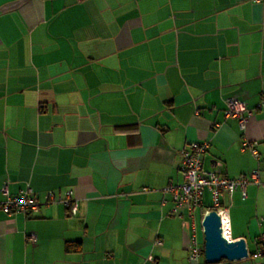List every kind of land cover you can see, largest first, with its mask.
<instances>
[{
	"label": "crops",
	"instance_id": "0c3cea01",
	"mask_svg": "<svg viewBox=\"0 0 264 264\" xmlns=\"http://www.w3.org/2000/svg\"><path fill=\"white\" fill-rule=\"evenodd\" d=\"M262 97L264 0H0V204L5 184L42 201L0 206V264H208L189 258L200 214L175 213L164 188L192 141L209 142L205 169L264 182ZM232 98L255 110L244 133ZM245 192L221 201L250 255L216 264H264V184Z\"/></svg>",
	"mask_w": 264,
	"mask_h": 264
},
{
	"label": "built area",
	"instance_id": "2783aa9c",
	"mask_svg": "<svg viewBox=\"0 0 264 264\" xmlns=\"http://www.w3.org/2000/svg\"><path fill=\"white\" fill-rule=\"evenodd\" d=\"M257 107L264 110V97L260 100ZM254 109L248 108L247 105L237 98L228 99L224 110L227 118H235L238 121L240 130L244 133L249 119L254 115ZM259 141L245 139L242 148L248 150L255 158H259L261 152L259 150ZM209 148L208 141H192L189 142L182 151L180 172L182 181L179 183H169L164 188V193L170 194L174 203L173 211L175 213H185L190 218L200 214L199 224L193 225V235L191 237V245L189 247V258L192 261L198 260L204 256V233L202 220L210 209H216L221 216V226L223 235L228 232L231 239V220L229 208L221 201V196L232 194L237 188L243 190V197H246L245 189L249 183L264 184L260 181L259 171L255 170L250 174H241L236 177L228 176L221 162H216L211 170L204 168V155ZM6 199L1 202L0 206L5 213L13 214L24 212L33 214L40 210L42 201L40 197L30 187L23 189L18 195H11L7 184L1 189ZM209 191L212 197L210 207H203L204 195ZM46 201L56 200L53 191H49ZM60 202L67 208L70 215H77L80 211L79 203L73 196L72 191H67L64 197L59 198ZM200 233V234H199ZM202 234V236H201ZM32 239L35 236L31 237ZM232 240V239H231ZM257 255H264V234L258 238ZM151 260L152 256L149 257Z\"/></svg>",
	"mask_w": 264,
	"mask_h": 264
},
{
	"label": "water",
	"instance_id": "95a60500",
	"mask_svg": "<svg viewBox=\"0 0 264 264\" xmlns=\"http://www.w3.org/2000/svg\"><path fill=\"white\" fill-rule=\"evenodd\" d=\"M221 223V216L216 209H210L203 217L205 262L216 264L223 259L236 261L248 257L250 253L246 240H231L225 237Z\"/></svg>",
	"mask_w": 264,
	"mask_h": 264
},
{
	"label": "trees",
	"instance_id": "16d2710c",
	"mask_svg": "<svg viewBox=\"0 0 264 264\" xmlns=\"http://www.w3.org/2000/svg\"><path fill=\"white\" fill-rule=\"evenodd\" d=\"M81 248H80V244H77V245H74L70 242H68L66 244V250L67 251H79ZM225 259L221 260V261H224Z\"/></svg>",
	"mask_w": 264,
	"mask_h": 264
},
{
	"label": "bare ground",
	"instance_id": "6f19581e",
	"mask_svg": "<svg viewBox=\"0 0 264 264\" xmlns=\"http://www.w3.org/2000/svg\"><path fill=\"white\" fill-rule=\"evenodd\" d=\"M225 236L229 237L228 232L225 233Z\"/></svg>",
	"mask_w": 264,
	"mask_h": 264
}]
</instances>
